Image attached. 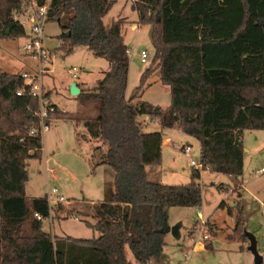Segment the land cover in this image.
<instances>
[{"label":"trees","instance_id":"obj_1","mask_svg":"<svg viewBox=\"0 0 264 264\" xmlns=\"http://www.w3.org/2000/svg\"><path fill=\"white\" fill-rule=\"evenodd\" d=\"M115 1L51 0L48 12L61 31L55 51L67 55L82 45L108 60L102 78L90 88L78 85L76 96L96 111L83 119L89 138L107 146L95 148L94 165H106L114 174L102 201L93 204L94 222H87L96 237L43 230L50 217L47 199H28L25 192L27 160L42 157V137L28 134L36 119L27 113L36 110L37 101L27 92L16 95L23 86L20 72L0 67V264H129L126 247L135 264H149L162 256L169 209L201 205L196 181L201 170L226 174L241 185L242 131L264 130V0H134L136 23L150 26L154 56L129 98L123 18L109 26L103 22ZM18 4L0 0V40L23 36V27L11 18ZM153 70L170 91L165 108L140 99ZM54 106L50 119L67 116ZM143 115L160 129L146 131ZM175 126L198 140L201 168L192 167L185 185L150 181L146 167L161 162L163 129ZM236 211L227 209L234 231L246 236Z\"/></svg>","mask_w":264,"mask_h":264},{"label":"rangeland","instance_id":"obj_2","mask_svg":"<svg viewBox=\"0 0 264 264\" xmlns=\"http://www.w3.org/2000/svg\"><path fill=\"white\" fill-rule=\"evenodd\" d=\"M133 3V0H116L103 18L105 26H109L112 20L123 18L121 29L129 57L126 98L134 94L140 84L141 73L150 66L154 56L150 26L136 23L137 14L131 6ZM60 33L57 21L48 19L44 27V46L51 51L59 49ZM22 43V37H3L0 40L2 71L17 73L30 69L32 63L25 57ZM141 50L148 54L146 62L140 60ZM54 52L57 55L53 58V71L44 75V85L46 90L50 89L51 101L67 116H56L50 120V129L41 135L42 157L27 160L25 192L28 199L46 197L47 191L56 187L65 201L56 205L51 216L43 220V230L56 236L87 239L98 235L87 222H94L93 204L102 201L103 189L112 183L114 174L106 165H94L97 159L95 148L100 147L105 151L107 146L98 139L89 138L83 119L94 116L96 111L73 96L69 84L76 82L90 88L102 78L103 71L109 65L106 58L93 55L82 45L75 46L67 55ZM71 66L79 68L77 78L67 74L66 70ZM154 68L155 64L151 69ZM140 99L162 108L169 106V88L158 81L156 70L149 76ZM144 128L146 131L159 130V124L146 123ZM165 137H170L171 142L163 146L161 162L159 166H153L157 174L150 178L162 184L185 185L190 182L192 167L189 158L182 152V145L189 144L191 157L199 161V142L176 129L163 130ZM241 141L244 150L243 171L237 178L241 185L233 183L236 178L226 174L201 170L200 178L196 180L201 188V205L197 208L169 209V223L171 226L180 225V236L175 238L169 231L165 236L162 256L151 259L149 264H253V255L248 250L249 240L242 230L234 231L235 218L228 215V207L235 212L241 211L243 231L254 237L257 251L264 260V170L261 171L264 168V130H243ZM46 167L56 171V180L47 178ZM222 201L224 207L219 206ZM199 213L201 218H198ZM201 220L206 222L204 232L209 238L204 242L203 249L194 251V241L201 234L198 230ZM125 254L129 264H135L127 247Z\"/></svg>","mask_w":264,"mask_h":264},{"label":"built area","instance_id":"obj_3","mask_svg":"<svg viewBox=\"0 0 264 264\" xmlns=\"http://www.w3.org/2000/svg\"><path fill=\"white\" fill-rule=\"evenodd\" d=\"M134 1V0H133ZM51 6V0H19V4L12 10L11 18L14 22L21 25L24 29L22 36V50L25 57L31 61L32 66L30 69L20 71V77L23 81V86L16 92V95L21 96L25 92L36 99L37 107L32 112L35 116L36 123L31 125L28 134L31 136H41L50 129V114L55 111L54 103L51 101L48 91L45 89L43 77L45 74L53 71V58L57 53L47 49L43 40L45 23L49 19V9ZM57 52V51H56ZM128 52V51H127ZM148 54L145 50L140 52L141 62H146ZM67 74L71 78H77L79 68L71 66L66 70ZM143 124L150 122H157L151 120L147 115L140 117ZM191 148L189 144L182 145V152L189 158L191 167L200 169L201 165L199 161L194 160L190 154ZM264 168L261 169L263 171ZM45 173L47 178L51 177L56 180V171L53 168L46 167ZM46 199L49 205L50 216L56 205L65 201L64 196L59 192L56 187L49 189L46 193ZM54 205V206H52ZM37 219H41V216L34 214ZM202 215L199 213L198 218ZM77 220V217H73ZM204 226H206L205 220H201L198 230L200 236L197 241H194L193 250H201L204 247V242L209 238V235L204 232ZM185 257L187 255L185 254Z\"/></svg>","mask_w":264,"mask_h":264},{"label":"water","instance_id":"obj_4","mask_svg":"<svg viewBox=\"0 0 264 264\" xmlns=\"http://www.w3.org/2000/svg\"><path fill=\"white\" fill-rule=\"evenodd\" d=\"M69 91L73 96H77L80 93V88L76 82H71L69 84ZM28 116L32 115L31 111H28ZM179 227L180 225L177 223L173 226H170V232L175 238H179ZM247 239L249 240L248 250L253 255V264H261L263 262L262 255L259 254L256 248V241L254 237L246 232Z\"/></svg>","mask_w":264,"mask_h":264},{"label":"crops","instance_id":"obj_5","mask_svg":"<svg viewBox=\"0 0 264 264\" xmlns=\"http://www.w3.org/2000/svg\"><path fill=\"white\" fill-rule=\"evenodd\" d=\"M133 27H136L135 25L133 26ZM125 43V42H124ZM31 66H32V64H31ZM30 66V67H31ZM29 67V68H30ZM47 91H48V93H49V91H50V89L48 88L47 89ZM50 96V95H49ZM57 106V105H56ZM58 107V106H57ZM155 124V122H151V124ZM159 129H160V127H159ZM167 130H172V129H176V130H179V129H177V128H175V127H173V128H166ZM166 129H163V130H166ZM158 130V129H157ZM171 142V139H170V137H165L164 139H163V145H162V148H163V146L165 145L166 146V144H169ZM151 167V168H150ZM150 167H146V175H147V179L148 180H150V181H152L153 179H151L150 177H154V176H156V174H157V170H154V169H156V168H153V166H150ZM169 226H171L170 225V223H169ZM52 235H54L53 233H52Z\"/></svg>","mask_w":264,"mask_h":264}]
</instances>
